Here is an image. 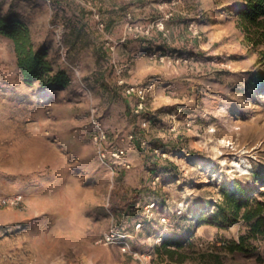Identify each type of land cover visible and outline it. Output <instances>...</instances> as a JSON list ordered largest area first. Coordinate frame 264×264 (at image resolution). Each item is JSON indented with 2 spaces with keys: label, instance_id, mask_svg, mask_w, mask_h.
I'll list each match as a JSON object with an SVG mask.
<instances>
[{
  "label": "rangeland",
  "instance_id": "rangeland-1",
  "mask_svg": "<svg viewBox=\"0 0 264 264\" xmlns=\"http://www.w3.org/2000/svg\"><path fill=\"white\" fill-rule=\"evenodd\" d=\"M242 3L0 0L69 76L27 81L0 34V264H264L248 223L208 218L225 186L264 191V45Z\"/></svg>",
  "mask_w": 264,
  "mask_h": 264
},
{
  "label": "trees",
  "instance_id": "trees-1",
  "mask_svg": "<svg viewBox=\"0 0 264 264\" xmlns=\"http://www.w3.org/2000/svg\"><path fill=\"white\" fill-rule=\"evenodd\" d=\"M236 12L246 30V38L255 44L264 45V0H243V3L237 6ZM0 34L14 42L18 64L27 81H45L48 87H64L68 84L69 76L66 71L51 73L47 50L35 48L31 31L23 22L0 13ZM249 83L254 89L264 91V67L253 73ZM260 193L261 195L257 196L240 184L223 187L222 198L208 217L210 222L218 226H227L243 220L249 225L250 236L264 238V191ZM128 205L130 208L134 207L133 202ZM113 209L117 211V203ZM132 211L129 210V214L132 215ZM246 240L247 237L243 235L239 241H229V250H246ZM170 245L177 248L181 246L179 241L172 238L166 239L162 244L164 248ZM165 252L169 257H173L175 250L166 249Z\"/></svg>",
  "mask_w": 264,
  "mask_h": 264
},
{
  "label": "built area",
  "instance_id": "built-area-1",
  "mask_svg": "<svg viewBox=\"0 0 264 264\" xmlns=\"http://www.w3.org/2000/svg\"><path fill=\"white\" fill-rule=\"evenodd\" d=\"M49 2H51V0H48ZM161 26L163 27V22H161ZM127 92L129 94H139V96H141L142 98H144V91L141 90L139 87H136V86H128L127 87ZM143 107V104L141 105V108ZM106 137V133L101 129L98 134H97V137L96 139H104ZM103 156H105L103 154ZM154 207V203L153 204H150L148 208H153ZM151 210V209H150ZM128 234H119V233H107L105 234L104 236V240L106 242H112V241H115L118 239V241L122 244V249L124 251H128V252H131L132 254H134V256H139V254L135 251H133L131 249V245H130V242L128 241ZM103 240V239H102ZM148 259V256H145V260Z\"/></svg>",
  "mask_w": 264,
  "mask_h": 264
}]
</instances>
